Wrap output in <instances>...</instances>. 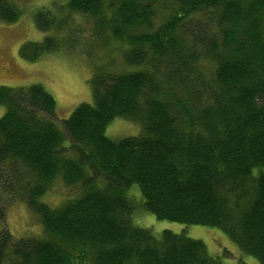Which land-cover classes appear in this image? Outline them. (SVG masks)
<instances>
[{"label":"trees","instance_id":"obj_1","mask_svg":"<svg viewBox=\"0 0 264 264\" xmlns=\"http://www.w3.org/2000/svg\"><path fill=\"white\" fill-rule=\"evenodd\" d=\"M59 9L92 17L132 69L94 73L92 102L61 126L40 83L0 86V220L2 201L16 197L44 232L1 230L0 264H226L200 239L140 225L144 210L221 228L264 264V0H68ZM44 10L41 29L64 26ZM18 16L13 0H0V19ZM55 48L45 37L20 52L35 61ZM117 117L137 122L138 134L109 137ZM57 177L77 193L51 206L40 197Z\"/></svg>","mask_w":264,"mask_h":264},{"label":"rangeland","instance_id":"obj_2","mask_svg":"<svg viewBox=\"0 0 264 264\" xmlns=\"http://www.w3.org/2000/svg\"><path fill=\"white\" fill-rule=\"evenodd\" d=\"M13 1L19 11L18 19L13 22L0 19V86L40 83L55 99L54 112L59 119L58 125L61 126V120L69 116L79 103L92 102L90 78L94 73H119L132 69L124 61V46L118 40L108 32L101 37L96 35L92 17L81 13L69 15L61 12L59 7L68 0ZM43 8L46 13L53 11L51 16L64 17V26L60 29L53 26L50 30L41 29L37 16ZM45 37L52 38L55 49L47 51L35 61L21 56L23 44L40 43ZM3 112L4 106L0 104V116ZM138 130L137 122L117 117L106 127V134L118 139L136 135ZM76 193L77 186L67 185L61 177H57L40 200L51 206H59ZM2 202L6 215L0 220V231L7 229L15 238L44 235L39 218L24 201L6 197ZM135 221L155 234L163 229H170L200 239L210 255L220 256L226 264H238L239 261L256 264L255 259L243 253L221 228L160 220L145 210L135 214Z\"/></svg>","mask_w":264,"mask_h":264},{"label":"bare ground","instance_id":"obj_3","mask_svg":"<svg viewBox=\"0 0 264 264\" xmlns=\"http://www.w3.org/2000/svg\"><path fill=\"white\" fill-rule=\"evenodd\" d=\"M2 47V46H1ZM42 72V71H41Z\"/></svg>","mask_w":264,"mask_h":264}]
</instances>
